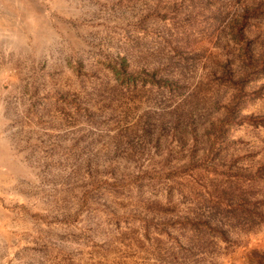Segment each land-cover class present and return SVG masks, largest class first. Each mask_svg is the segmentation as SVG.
Wrapping results in <instances>:
<instances>
[{
  "label": "rangeland",
  "instance_id": "1",
  "mask_svg": "<svg viewBox=\"0 0 264 264\" xmlns=\"http://www.w3.org/2000/svg\"><path fill=\"white\" fill-rule=\"evenodd\" d=\"M0 264H264V0H0Z\"/></svg>",
  "mask_w": 264,
  "mask_h": 264
}]
</instances>
